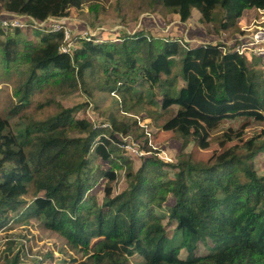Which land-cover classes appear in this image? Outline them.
I'll list each match as a JSON object with an SVG mask.
<instances>
[{
  "label": "trees",
  "instance_id": "16d2710c",
  "mask_svg": "<svg viewBox=\"0 0 264 264\" xmlns=\"http://www.w3.org/2000/svg\"><path fill=\"white\" fill-rule=\"evenodd\" d=\"M83 1L0 0L6 13L0 19L10 13H26L39 21L50 15L67 16ZM249 2L150 0L153 7L160 4L183 23L196 10L200 20L214 24L218 33L238 29ZM166 26V32L141 31L115 39L97 30V41L78 40L70 56L59 50L64 30L26 27L7 33L0 23L3 77L12 79V69L27 66L25 75L14 81L16 107L22 108L34 92L46 87L73 88L79 75L84 81L87 69L94 72L102 66L100 77L93 75V90L118 83L124 110L132 112L135 99L143 101L134 89L143 80L149 84L150 100L157 89L163 109L181 107L179 118L172 121L174 129L168 123L164 128L182 138L175 161L145 157L135 172L131 159L120 155L119 145L137 121L130 124L114 115L111 128L96 127L86 117H76V107L57 103L52 116L15 132L0 115V225L32 216L82 249L80 264H131L128 256L135 252L148 264H264V175L255 165L264 152V130L244 142L245 153L236 150L239 145L225 143L224 150L209 161L184 151L191 137L197 145L203 143L199 124L190 125L198 118L211 123L213 115L243 108L264 115V54L240 52L245 30L228 43L204 39L193 43L179 30L173 32L176 24ZM83 29L75 33L80 35ZM31 33L38 43L31 40ZM233 138L228 135L227 140ZM95 157L108 162L110 170L96 165ZM117 158L125 163L129 186L113 195L116 169L124 167ZM166 166L176 169L174 178ZM103 177L108 181L100 203L93 188ZM29 194L32 204L19 217L22 196ZM166 206L170 219L178 223L173 237L168 235L166 215L158 212ZM200 242L210 247L207 254L197 253ZM183 249L185 258L180 256Z\"/></svg>",
  "mask_w": 264,
  "mask_h": 264
},
{
  "label": "rangeland",
  "instance_id": "374dc122",
  "mask_svg": "<svg viewBox=\"0 0 264 264\" xmlns=\"http://www.w3.org/2000/svg\"><path fill=\"white\" fill-rule=\"evenodd\" d=\"M3 12L4 8L0 2V16L6 14ZM10 14L28 15L40 23L47 19H59L70 30L76 32L81 28L90 27L93 33L98 34V31H104L105 38L109 39L129 34L134 35L141 31L147 35L158 34L159 30L166 32V28H168L166 25L176 24L173 32L179 30L183 33L184 31L186 40L191 41L193 38V43L202 39L205 42L215 43L221 41L219 40L221 37H224L225 43H228L237 39L234 34L242 30H245V33L240 36V39L244 40L247 36L252 35L253 31L251 30L254 25L258 21L264 20V0H250L240 17L238 29L235 30L234 26L221 33L216 31L214 24L202 22L196 10H194L193 16L183 23L175 15L167 13L160 4L157 8L153 7L150 0H84L80 8L72 7L69 15H50L42 21L26 13ZM164 22L166 25L160 24ZM48 27H51L50 23L40 29L44 30ZM8 29L7 33L14 32V28ZM30 37L35 43L40 41L32 33ZM21 38L24 37L21 36ZM4 39L5 37H1V40ZM78 40L80 43V39ZM78 40L77 43L75 41L74 43L79 46ZM4 68L0 49V115L9 121L11 129L15 132L24 128L29 122L45 120L52 116L56 112L57 103H61L64 107H76L74 111L76 117H86L95 126L97 125L96 127L108 125L107 127L111 128V117L114 115L119 119L128 120L130 124L137 121V123L131 124L127 135H121L124 142L119 145L120 155H126L131 159L135 172L141 167L145 157L161 158L163 156L171 162L175 161L181 152L182 138L175 135L172 130L164 128V125L168 123L169 127L174 129L175 124H172V121L179 118L181 107L173 105L168 110L163 109L159 100L161 96L157 89H154V98L150 100L149 84L141 79L135 84L134 89L143 101L139 102V97H137L135 99L136 107L132 112L124 110L122 96L119 93L121 90H118L121 86L118 83L111 82V87L107 90L91 88L94 81L93 75L100 77L104 72L102 66L96 68L94 72L87 69L84 73V81L79 75L76 78L78 85L68 88V90L61 87H56V89L46 87L41 91L34 92L30 99L23 104V107L19 108L16 107L17 100L13 97L14 81L19 76L25 75L27 66L19 65L12 69V79L8 80L3 77ZM183 84L184 81L181 80V85ZM212 119L211 123L201 118L197 119V123H190L193 128L199 124L198 129L203 143L199 146L196 142L194 143L195 139L191 137L192 141L184 151L192 153L197 159L212 160L215 153L224 150V143L227 146L239 145L236 150L239 153H245L244 142L264 130V115L260 116L246 108L239 109L236 113L228 110L227 114L217 118L213 115ZM228 135H233L234 138L229 141L227 140ZM193 137L195 136L193 135ZM117 159L124 167L116 169V179L111 183L114 188L113 195L119 194L129 186L125 163L120 158ZM94 161L96 165L106 170L111 168L108 162H103L99 157H95ZM255 165L259 173L264 175V152L259 153L256 157ZM164 168L170 171L171 177L174 178L176 169L172 166ZM107 181L108 178L103 177L93 188V193L100 203L104 199V187ZM22 199L25 202L20 208L19 217H22L25 209L32 204L33 197L29 194L22 196ZM167 209L166 206L163 210L159 209L158 212L166 215L165 224L168 235L173 237L178 223L170 219ZM198 246V254L209 252L210 247L204 243L200 242ZM180 256L182 258L187 256L186 249L182 250ZM128 258L131 264H148L144 256L138 252L129 255ZM83 260L82 249L73 247L66 239L47 229L40 220L32 218V216L12 218L0 225V264H80Z\"/></svg>",
  "mask_w": 264,
  "mask_h": 264
},
{
  "label": "built area",
  "instance_id": "2783aa9c",
  "mask_svg": "<svg viewBox=\"0 0 264 264\" xmlns=\"http://www.w3.org/2000/svg\"><path fill=\"white\" fill-rule=\"evenodd\" d=\"M0 23L6 29L8 28H26V27H34V28H41L45 26L47 23L51 24V27L44 28L43 31H60L64 30L65 32V39L62 41L59 50L62 53L68 54L70 56H74L75 51L77 50V45H75L74 41L77 43L78 39H85V40H94L97 41L94 36L96 32L93 33L92 29L88 27L84 29L80 35H77L75 31L72 29H68L65 24L62 23L59 19H47L40 23L36 21L34 18L28 15H11L9 17H4L0 19ZM42 25V26H40ZM253 33L249 37L247 36L246 39L242 42L241 46L239 47L240 52L244 51H253L256 54L263 55L264 54V20L258 21L257 24L254 25L252 28ZM113 94H115L113 92ZM138 151V150H137Z\"/></svg>",
  "mask_w": 264,
  "mask_h": 264
},
{
  "label": "crops",
  "instance_id": "0c3cea01",
  "mask_svg": "<svg viewBox=\"0 0 264 264\" xmlns=\"http://www.w3.org/2000/svg\"><path fill=\"white\" fill-rule=\"evenodd\" d=\"M197 12V11H196ZM193 13H194V10H193ZM198 13V12H197ZM248 13H250V12H248ZM192 16H193V14H192ZM191 16V17H192ZM184 23H186V22H184ZM167 29L168 28H166V31H167ZM175 31H178V30H175ZM227 31V30H226ZM223 32V31H222ZM183 34H184V31H183ZM188 35H189V33H188ZM186 38V37H185ZM219 40H221V41H223V42H225L226 40L224 39V37H221V39H219ZM187 41H189V40H187ZM191 41H193V38H192V40Z\"/></svg>",
  "mask_w": 264,
  "mask_h": 264
}]
</instances>
